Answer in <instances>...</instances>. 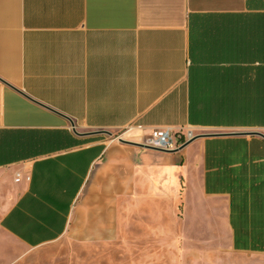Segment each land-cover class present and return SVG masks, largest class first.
<instances>
[{"label":"crops","instance_id":"0c3cea01","mask_svg":"<svg viewBox=\"0 0 264 264\" xmlns=\"http://www.w3.org/2000/svg\"><path fill=\"white\" fill-rule=\"evenodd\" d=\"M263 54L264 0H0L2 231L112 243L124 213L157 243L168 218L175 240L264 254L235 247L264 245V138L210 135L264 133ZM155 128L198 135H113Z\"/></svg>","mask_w":264,"mask_h":264},{"label":"rangeland","instance_id":"374dc122","mask_svg":"<svg viewBox=\"0 0 264 264\" xmlns=\"http://www.w3.org/2000/svg\"><path fill=\"white\" fill-rule=\"evenodd\" d=\"M113 135L119 137L121 133ZM166 226L165 238L157 243L142 226L140 216L128 234L125 214L120 213L116 242L95 240L90 232L83 239L74 229L39 248L22 245L0 228V264H264V254L235 252L225 243H203L204 236L212 235L209 230H193L192 239L175 240L168 218Z\"/></svg>","mask_w":264,"mask_h":264},{"label":"built area","instance_id":"2783aa9c","mask_svg":"<svg viewBox=\"0 0 264 264\" xmlns=\"http://www.w3.org/2000/svg\"><path fill=\"white\" fill-rule=\"evenodd\" d=\"M130 131V129H128ZM192 130H173L171 128H155L146 136H141L138 140L139 143L149 148L173 151L182 146L184 142L195 136ZM119 140L124 139L122 134L119 135Z\"/></svg>","mask_w":264,"mask_h":264},{"label":"water","instance_id":"95a60500","mask_svg":"<svg viewBox=\"0 0 264 264\" xmlns=\"http://www.w3.org/2000/svg\"><path fill=\"white\" fill-rule=\"evenodd\" d=\"M110 133V132H108ZM225 134H242V135H259L261 137L264 138V133L261 132V131H249V132H232V133H213V134H210V135H225ZM197 136H194L192 138H190L189 140H187L186 142H184L182 144V146L180 148H183L184 146H186L187 144H189L191 141H193ZM121 141L125 142V143H128V144H133V145H138V146H143V147H146V148H149L147 146H144L143 144L139 143V142H134V141H131V140H126V139H121Z\"/></svg>","mask_w":264,"mask_h":264},{"label":"trees","instance_id":"16d2710c","mask_svg":"<svg viewBox=\"0 0 264 264\" xmlns=\"http://www.w3.org/2000/svg\"><path fill=\"white\" fill-rule=\"evenodd\" d=\"M235 235H236V244H235L236 248L264 249V245L241 243L243 241V238H239L237 229H235Z\"/></svg>","mask_w":264,"mask_h":264}]
</instances>
